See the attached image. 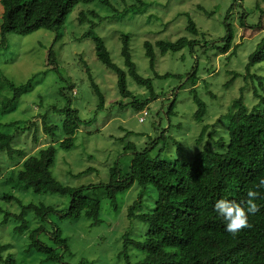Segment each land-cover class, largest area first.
Instances as JSON below:
<instances>
[{
    "label": "rangeland",
    "instance_id": "rangeland-1",
    "mask_svg": "<svg viewBox=\"0 0 264 264\" xmlns=\"http://www.w3.org/2000/svg\"><path fill=\"white\" fill-rule=\"evenodd\" d=\"M145 1L149 3L148 9L123 16L113 15L96 2L78 3L68 15L63 28L54 31L42 28L25 36L8 34L7 45L0 49V72L15 83L29 79L32 82L13 108L5 106L10 96V86L5 80H0V131L12 133L14 146L25 150L23 156L15 158L6 152L0 153V244L4 246L0 254L3 259L10 256L18 262L24 261V264H83L84 260L95 264H128L125 256L120 257L124 249V236L144 239L148 231V224L136 217H129V207L140 199L139 211L153 209L157 199L153 186L145 189L141 198V188L137 185L119 193L116 207L106 197L104 187H96L86 192L101 200L100 224L92 225V220L85 216L79 219L54 216L55 224L48 223L46 231L38 235L45 243L57 246L51 235L56 229L61 230L70 248L62 262L44 261L40 251H28L32 242L31 230L40 225V220L34 216L33 210H25L24 219L29 222V227L20 232L17 226L21 222L17 215L22 212V205H57L65 209L71 201L70 196L35 193L20 182V169L25 156L51 143L44 131L43 115L46 114L52 122L61 123L64 113L55 111L54 107L65 105L60 91L66 83L75 84L71 91L74 96L72 106L79 109L82 123L74 146L70 150H57L52 169L54 175L65 184L74 187L105 184L110 179L111 167L118 164L122 174L126 173L132 160L139 157L146 147L153 155L163 149L162 158L174 161L179 148L187 158L192 159L208 142L215 150H223L229 143L226 114L235 107V99L241 98L246 81L238 77L229 86L225 84L235 72L245 73L249 56L264 37V0ZM112 2L120 9L129 4H139L138 0ZM90 10L104 18L100 20L88 15L99 23L94 33L105 40L114 60L123 66L120 37L122 33H127L131 37V51L139 72L154 78L158 96L150 102V114L145 121L139 119L144 110H133L129 98L118 95L116 75L98 60L93 36L84 35L91 23H81L79 16L81 11ZM2 13L0 0V41ZM244 13L243 22L241 17ZM189 19L205 34L199 37L203 40L202 44L211 40L215 46L199 45L194 52L186 48L165 55L158 53L153 69L146 56L144 42L189 36L186 30ZM227 23L231 25L230 28ZM58 32L62 36L56 41ZM226 36L225 42L222 38ZM50 47L57 55L59 72L48 65ZM84 61L90 66L106 96V106L100 111L97 110L98 97L91 86ZM261 67L264 74V62L254 69L257 71ZM194 69H198L200 77L189 88L182 87V81L178 78L156 77V72L186 74ZM129 85L140 94L141 99L149 96L148 89L132 80ZM194 87H197L208 108L202 120L197 118L198 106L190 92ZM174 89L176 113L168 117L162 104L167 105L170 99L173 101ZM4 111L6 113L1 114ZM18 127L28 128L22 130ZM163 132L166 138L161 137ZM7 194L14 197L5 198ZM128 253L132 262L145 255L134 246L129 248ZM0 264L6 263L0 258Z\"/></svg>",
    "mask_w": 264,
    "mask_h": 264
},
{
    "label": "trees",
    "instance_id": "trees-1",
    "mask_svg": "<svg viewBox=\"0 0 264 264\" xmlns=\"http://www.w3.org/2000/svg\"><path fill=\"white\" fill-rule=\"evenodd\" d=\"M93 2L117 16L130 12L141 13L149 7L145 0H138L139 4H129L123 9L116 7L112 0H1L3 13L0 49L7 45L8 34L25 36L42 28L58 30L64 27L68 15L76 4ZM88 15L99 17L100 20L104 18L94 10L81 11L79 16L81 23L86 21L91 23L84 35L93 36L98 60L116 75L118 95L129 98V104L135 111L148 108L149 115V104L158 94L154 78L144 76L138 70L131 51V37L127 33H122L120 37L122 66L114 60L105 40L94 33L99 23L91 20ZM245 15L246 13L241 17L243 22ZM226 25L228 28L231 27L229 23ZM186 30L190 35H184L177 40L160 39L155 42L147 40L144 42L146 56L153 69L158 53L165 55L186 48L194 52L199 45L215 46L211 40L206 39L205 44H202L203 40L199 37H204L205 34L192 19H189ZM60 36L62 33L58 32L55 40L57 41ZM226 38L227 36L222 38L223 41L226 42ZM47 62L51 65L50 69L59 72L57 55L53 47L48 50ZM263 62L264 37L249 56L245 73L235 72L232 79L225 84L229 86L238 77L246 81L241 98L235 99V107L233 106L226 114L229 143L223 150H215L208 142L192 159L187 158L179 148L175 160L167 161L162 158L163 149L153 155L150 148L146 147L140 152L139 157L132 160L126 173L122 174L119 165L116 164L110 169V179L107 183L79 187L63 183L54 175L52 169L58 148L70 150L74 146L76 134L80 131L82 123L79 109L72 106L74 96L71 91L75 84L66 83L60 91L65 105L54 107L55 111L64 113L61 123L52 122L46 114L43 115L44 131L50 137L51 143L25 156L20 169V182L32 188L35 193L70 196L71 201L65 209L57 205L34 203L22 205L23 210L17 215L21 222L17 226L20 232L26 231L29 227V222L24 219L25 210H33L34 216L40 220V225L31 230L32 242L28 251L33 249L40 251L44 255V261L62 262L70 248L67 239L62 237L61 230L56 229L51 235L57 246L45 243L38 237L41 232L46 231L48 223L55 224L52 218L57 216L79 219L85 216L92 220V225H98L102 222L101 200L86 190L104 187L106 197L116 207L118 194L137 185L141 188L140 198L145 189L153 186L157 199L155 207L149 211H139L140 199L135 200L129 207V217L138 218L148 224L149 228L144 239L137 240L124 236V249L120 257L125 256L128 264H264V188L258 187L260 180L264 179V74L261 72L263 67L257 71L254 69ZM85 65L93 91L98 97L97 110L100 111L106 106V96L90 66L86 62ZM156 77L178 78L182 81V87L189 88L200 76L198 69H194L186 74L156 72ZM0 80H5L10 86V96L5 106L13 108L32 82L29 79L15 83L6 78L3 72H0ZM130 80L148 89L149 96L141 99L140 94L130 88ZM190 92L198 106L197 118L202 120L208 113L207 104L199 95L197 87L190 89ZM171 100H168L170 103L167 105L164 102L162 104V109L168 117L176 113L175 89L174 99ZM4 113L6 112L1 114ZM26 128L28 127H18L22 130ZM161 137L166 138L165 132ZM37 138L36 132L35 139ZM13 140L12 133L0 131V153L6 152L11 158L23 156L25 150L16 148ZM1 172L0 160V174ZM250 189L258 191L256 202L261 205L260 210L249 216V227L231 234L226 231L224 223L215 213L214 203L217 199L228 198L243 205ZM4 197L12 199L14 196L7 194ZM133 246L145 253L137 262H132L128 253L129 248ZM2 248L4 246L0 244V252ZM59 248L62 249L58 250ZM0 258L6 264L25 263L18 262L10 256L3 259L1 254ZM82 263L95 264L88 260Z\"/></svg>",
    "mask_w": 264,
    "mask_h": 264
},
{
    "label": "clouds",
    "instance_id": "clouds-1",
    "mask_svg": "<svg viewBox=\"0 0 264 264\" xmlns=\"http://www.w3.org/2000/svg\"><path fill=\"white\" fill-rule=\"evenodd\" d=\"M258 187L264 188V179H261ZM258 191L249 190L247 200L243 205L228 198L217 199L214 203V211L224 223L225 229L231 234L249 227V216L256 214L261 205L257 201Z\"/></svg>",
    "mask_w": 264,
    "mask_h": 264
},
{
    "label": "built area",
    "instance_id": "built-area-1",
    "mask_svg": "<svg viewBox=\"0 0 264 264\" xmlns=\"http://www.w3.org/2000/svg\"><path fill=\"white\" fill-rule=\"evenodd\" d=\"M148 115V109L145 108L144 111L142 112V115L140 116V121H144L145 117Z\"/></svg>",
    "mask_w": 264,
    "mask_h": 264
}]
</instances>
